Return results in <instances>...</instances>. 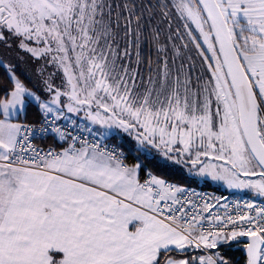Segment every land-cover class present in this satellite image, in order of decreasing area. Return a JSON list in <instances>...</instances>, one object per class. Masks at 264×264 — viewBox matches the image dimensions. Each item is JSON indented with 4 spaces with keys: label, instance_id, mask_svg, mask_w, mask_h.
Wrapping results in <instances>:
<instances>
[{
    "label": "snow or ice",
    "instance_id": "1",
    "mask_svg": "<svg viewBox=\"0 0 264 264\" xmlns=\"http://www.w3.org/2000/svg\"><path fill=\"white\" fill-rule=\"evenodd\" d=\"M170 9L211 76L194 82L193 65L177 67L165 57L138 89L121 61L134 43L139 63L148 30L158 43L151 21L159 11L171 28ZM5 32L53 71L40 93L13 66L0 65L9 84L0 101V264H231L227 250L240 237L248 238L247 264H264V206L246 204L255 216L209 213L217 226L198 229L203 217L190 190L151 173L143 183L138 178L156 150L174 164H191L189 177L264 197V0H0V40ZM121 34L130 38L123 49ZM28 106L37 111L32 125ZM72 117L87 120L78 132L92 137L126 133L135 162L125 163L123 146L75 134ZM49 134L59 151L33 145ZM192 247L204 254L171 255Z\"/></svg>",
    "mask_w": 264,
    "mask_h": 264
},
{
    "label": "rangeland",
    "instance_id": "2",
    "mask_svg": "<svg viewBox=\"0 0 264 264\" xmlns=\"http://www.w3.org/2000/svg\"><path fill=\"white\" fill-rule=\"evenodd\" d=\"M168 1L170 4L172 3V0H168ZM170 10H172V9H170ZM174 13H175V10H174ZM182 28H183V31L185 34L184 38L186 39V47H188L187 52L191 51L190 54L191 53L194 54V57H189V58L192 60L195 69H197V67L200 63V65L204 69V77H206V78L210 77L211 72L208 69V64L205 63L204 57L200 55V50L196 47V45L194 43H192L191 37L188 36V29H186L184 27V24H182ZM192 30L195 33V35H197V36L199 35V33L195 31L194 26H193ZM5 35L7 36V40L6 41L0 40V63L2 65L8 64V65L13 66V69H14L16 75L18 76L17 73H19L26 79L27 84L18 76L21 79V81L26 85V87H28L29 89H32L36 92L42 93V83H41L42 79L44 77H47L49 75V73H51L53 70L50 67L46 66L45 60H38V59L34 58L31 55V53L22 50L19 47V41L17 38L12 37L11 35L7 34L6 32H5ZM151 36H152V34H151ZM150 42L153 45L154 42L152 40H150ZM27 43L30 46H33V47L35 46L31 41H29ZM201 43H202V40H201ZM170 46L174 47L173 44H170ZM166 47H167V44L165 46V51H166ZM176 47H178V46L176 45ZM204 50L205 51L207 50L206 46H205ZM187 52L184 50V53L186 54V56H188ZM127 59L128 58L125 57L121 62L128 68L130 74H134L136 76V83H137L138 89L142 90L141 87L143 85L142 82L144 79L142 78V76L140 74L136 73V70L134 67L130 68V65H129V62L127 61ZM136 65H137V63H134L132 66L136 67ZM6 71H7V69H6ZM41 71L43 72V76H41V74H40ZM7 77H8V71H7ZM63 80H64V77H63L62 72L57 73L55 75V77H53V83L57 87H60L58 85H59V83H62ZM4 100L5 99H3L2 101H4ZM83 116H84V113H80V117H83ZM72 118L74 120H80L83 123H85L86 125L88 124L87 120H82L79 117H72ZM93 127L100 130L98 125H95ZM101 138L105 139V137H101ZM159 160L162 163H166L167 165H171L167 162V160H165L163 158H160ZM203 160H205V159H203ZM205 162H208V161H205ZM211 162L217 163V164L223 163L222 161H211ZM190 167L191 166H189L188 168H190ZM197 167H199V165H197ZM186 173L188 174L187 170H186ZM154 176H156V175H154ZM188 177H189V175H188ZM257 177L255 179H251L248 177H240V179L259 180L260 177L259 178H257ZM189 179L191 181H193V183H195L197 186H201V185L208 186L210 189V190L208 189L209 191H221L224 193V195L248 194L254 198H260V199L264 200V197L257 196L253 191H251L247 188H244V189L231 188L230 189L227 187V185L223 181H212L210 178L205 180V179H201L198 177H189ZM174 184L176 185V183H174ZM187 251L190 253V255H189L190 260L194 256L201 255V253L198 251V249H195L194 247L187 249ZM182 259H186V258H182Z\"/></svg>",
    "mask_w": 264,
    "mask_h": 264
},
{
    "label": "flooded vegetation",
    "instance_id": "3",
    "mask_svg": "<svg viewBox=\"0 0 264 264\" xmlns=\"http://www.w3.org/2000/svg\"><path fill=\"white\" fill-rule=\"evenodd\" d=\"M115 2V0H113ZM172 12L171 16V28H169V23L167 20H162L161 15L159 11H157L155 18L151 21L152 28H158L159 29V41L158 43L153 41L151 36V31L148 30L145 32L142 41H141V47L139 49L140 56H139V63L137 62V49L133 45L129 48L130 56L126 57L128 58L127 61L129 62L130 68L134 67L137 74H140L142 78L144 79L142 82V89L145 88L148 85L149 77L150 75H155V72L157 70L158 62H162L163 59L166 57L168 60V63L171 65L173 63V60L175 58V64L178 67L180 63L183 61L185 65H193V62L189 57H194V54H190L188 51V47H186V39L177 37L176 34L178 32L176 31V14L174 13V10H170ZM122 38L120 40V46L121 49H123L125 46L128 45V41L130 38L123 37V34H121ZM134 41V37L131 38ZM150 40H152L154 43L151 44ZM166 51H165V46ZM170 44H173L174 47H171ZM176 45L178 47H176ZM162 49H161V48ZM184 48V49H183ZM186 48V49H185ZM184 50L187 52V55L184 53ZM190 50V49H189ZM134 63H137L136 67L132 66ZM197 75L204 77V69L202 66L198 65L197 69H195V72L193 74V81L195 82V77ZM58 81V80H57ZM62 83H59L58 86H61ZM119 141L123 143L130 144L131 146L135 144V141L132 140L126 133L120 132L119 135ZM126 144V145H127ZM175 147V146H174ZM176 147H179V145H176ZM154 155V160L158 163L162 164L168 169H171L172 171H176V175H183L188 177V174L186 173V170H188V167L192 165L188 164L187 167H184L183 165H177L174 164L171 161H167L171 165H167L166 163L160 162V158L165 159L160 153L156 152V150H152ZM187 155V154H185ZM205 159L204 157H201V160ZM167 165V166H166ZM190 167V168H191ZM251 179H255L256 177H248ZM259 178V177H257Z\"/></svg>",
    "mask_w": 264,
    "mask_h": 264
},
{
    "label": "built area",
    "instance_id": "4",
    "mask_svg": "<svg viewBox=\"0 0 264 264\" xmlns=\"http://www.w3.org/2000/svg\"><path fill=\"white\" fill-rule=\"evenodd\" d=\"M30 125L35 124V122H27ZM66 123V122H65ZM38 126V125H37ZM63 126V125H62ZM78 126L73 128V132L77 135H83L88 137V139L95 140L96 142L100 143L101 145H104L105 143L109 147L114 146H120L116 143H113L108 140H102L99 136L92 137L89 133H79L78 132ZM33 145L36 148L48 150L49 148H55L57 151V145L59 144L57 141H55L52 138V135L49 134L46 137L43 138H33L32 140ZM77 146H79V143H77ZM127 155V153H126ZM125 163H127L125 161ZM149 177H147L148 179ZM172 184V183H170ZM188 190H190V198L193 200L194 203H197L200 205L199 214L203 217V219L200 220L199 224L197 225L198 229H211L215 226H217L218 222L214 219H209V213H213L215 215H218L222 218H226L227 216H233L236 217L239 214L243 213H250L252 216L256 215V212L254 210H250L246 207L247 203H252L255 206H264V200L260 198H254L248 194H238V195H224L216 191H209L206 188L200 187V186H192V185H184L181 186ZM194 193V194H192ZM180 199L184 198V194H178ZM214 204L215 207H212L210 209L205 210L203 205L205 203ZM224 205H227V207H224ZM239 223V221H238ZM229 227H232V225H229ZM202 254H204L201 250H198ZM207 252H211V249L206 250Z\"/></svg>",
    "mask_w": 264,
    "mask_h": 264
},
{
    "label": "trees",
    "instance_id": "5",
    "mask_svg": "<svg viewBox=\"0 0 264 264\" xmlns=\"http://www.w3.org/2000/svg\"><path fill=\"white\" fill-rule=\"evenodd\" d=\"M137 2L139 3L140 0H137ZM149 3L152 4H160V3H167L169 5H171L169 3L168 0H148ZM176 31L178 32L179 30V34H176V38L177 37H181L184 38V31L182 28V24L183 22L178 18V16L176 15ZM0 65H2L0 63ZM18 76L27 84L26 79L19 73H17ZM9 91V84H8V77H7V71L5 68L0 67V101H2L3 99L6 98V95ZM26 117H27V122H35L37 121V111L35 110V108L33 106H28L27 108V112H26ZM108 141H111L113 143H116L120 146H123L126 150L127 153V159L126 162L127 164H133L135 162V158L136 155L135 153H133L131 151V145L130 144H125L119 141V137L115 136V137H110L108 139H106ZM58 146V145H57ZM151 172L157 176H160L161 178H163L164 180H166L167 182H172V183H176L178 185H192V186H197L195 183H193V181H191L189 178H187L186 176L183 175H176V171H172L171 169L166 168L165 166H163L162 164L158 163L157 161H155L154 159L151 160V162H144V167L140 170V174L142 175L141 178H143V176L145 175L144 172ZM200 187L209 189L208 186H204L201 185ZM244 244H235L232 243L231 248H229L227 250V254L230 258L231 264H246V257L243 253L244 250ZM213 250H211L212 252ZM178 252L173 251V253L171 254L173 258L175 259H179V258H184V257H188L190 255V253L186 252V255H178ZM161 264H163V260L161 262Z\"/></svg>",
    "mask_w": 264,
    "mask_h": 264
},
{
    "label": "crops",
    "instance_id": "6",
    "mask_svg": "<svg viewBox=\"0 0 264 264\" xmlns=\"http://www.w3.org/2000/svg\"><path fill=\"white\" fill-rule=\"evenodd\" d=\"M13 122H20L19 120H16L15 118L13 119ZM80 124H84V125H86L85 123H83L82 121H80V120H77V125H80ZM99 126V125H98ZM100 137V136H99ZM118 137V136H117ZM101 138V137H100ZM108 138H110V137H108ZM108 138H105V139H102V140H106V139H108ZM66 146V145H65ZM57 148H58V150H60V145L58 144V146H57ZM130 165V164H129ZM145 173V175L143 176V178H141L142 177V175L140 174V171H139V174H138V178H139V180H140V182H145L146 180H147V177H149V173H151V172H144ZM151 175H155V174H153V173H151ZM157 176V175H156ZM158 178H160V179H163V178H161L160 176H157ZM176 252H178V250H175ZM186 252H188L187 250H186ZM189 253V252H188ZM184 258H188V260H190V256H188V257H184ZM179 259H182V258H179Z\"/></svg>",
    "mask_w": 264,
    "mask_h": 264
},
{
    "label": "water",
    "instance_id": "7",
    "mask_svg": "<svg viewBox=\"0 0 264 264\" xmlns=\"http://www.w3.org/2000/svg\"><path fill=\"white\" fill-rule=\"evenodd\" d=\"M238 239H239V241H240L239 243H240V244H244V246H245V243H246L247 240H248L247 237H240V238H238ZM233 243H235V244H239V243H237V242H233ZM243 253H244L245 257H246V264H247V250H246L245 247H244Z\"/></svg>",
    "mask_w": 264,
    "mask_h": 264
}]
</instances>
